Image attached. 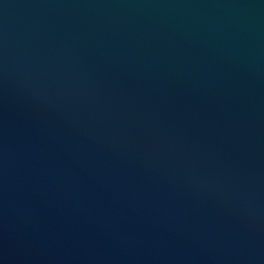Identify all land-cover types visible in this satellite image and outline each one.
I'll use <instances>...</instances> for the list:
<instances>
[{"label":"water","instance_id":"95a60500","mask_svg":"<svg viewBox=\"0 0 264 264\" xmlns=\"http://www.w3.org/2000/svg\"><path fill=\"white\" fill-rule=\"evenodd\" d=\"M0 264H264V0H0Z\"/></svg>","mask_w":264,"mask_h":264}]
</instances>
